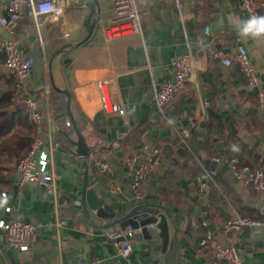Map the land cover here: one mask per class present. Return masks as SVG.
Wrapping results in <instances>:
<instances>
[{
	"label": "crops",
	"instance_id": "obj_1",
	"mask_svg": "<svg viewBox=\"0 0 264 264\" xmlns=\"http://www.w3.org/2000/svg\"><path fill=\"white\" fill-rule=\"evenodd\" d=\"M61 3V14L44 15L39 22L45 42L39 45L44 68L41 76L33 70L30 78V93L38 99L45 128L52 132L54 115L65 108L64 93L51 84L48 60L58 49L68 48L54 57L52 71L55 85L69 89L78 111L76 124L86 142L94 146L88 158V187L117 215L129 211L135 203L124 159L137 153L142 142L160 145V161L142 185V203L160 204L166 210L170 244L163 250L157 227L150 228L148 235H134L128 256L118 255L106 229L122 227H101L110 220L95 217L90 222L81 215L77 199L84 168L79 159L71 161L57 149L56 193H47L31 182L18 188L16 163L27 153L34 128L14 88V74L0 56V219L19 215L24 221L40 224L35 240L24 252L9 248L0 229V264H73L80 260L95 264H212V253L198 244L205 226L217 241L237 246L241 264H264V228L237 231L224 227L234 213L255 218L264 211V190H253L229 172L233 157L256 168L264 156V101L261 104L257 96V91L264 93V37L244 39L238 35L239 22L250 18L241 0H137L141 33L112 38L106 36L104 27L113 15L114 0ZM205 25L211 28V35L200 46L194 41ZM3 31L0 24L2 37ZM31 37L38 38L34 22L24 18L17 26L16 38L25 55L33 47ZM79 41L71 48V43ZM187 41L192 43L195 69L187 88L176 93L168 111L180 127L188 125V117L194 118L191 134L182 143L175 128L157 113L153 86L173 78L170 60L186 51ZM239 44L247 48L257 68V89L249 88L236 64L224 65L212 54L215 48L232 52ZM67 57L71 60L65 64ZM107 76L112 77L107 86L109 98L123 104V115L101 107L96 81ZM57 121L63 126L68 117ZM115 140L118 146H111ZM59 145L65 144L58 141ZM94 157L105 160L108 171L96 167ZM207 158L216 161L218 172L209 194L200 191L196 182L201 170L210 169L205 164ZM6 206L11 210L6 211ZM61 219L64 224H58Z\"/></svg>",
	"mask_w": 264,
	"mask_h": 264
},
{
	"label": "built area",
	"instance_id": "obj_2",
	"mask_svg": "<svg viewBox=\"0 0 264 264\" xmlns=\"http://www.w3.org/2000/svg\"><path fill=\"white\" fill-rule=\"evenodd\" d=\"M242 6L247 14L262 16L264 10L263 0H241ZM179 5V4H178ZM63 5L61 0H0V24L8 33V37L0 36V56L5 66L14 74V88L22 97L23 105L33 124L34 134L27 153L16 163V181L18 188L25 183L31 182L42 187L47 193L55 194V162L54 152L58 147V141L53 137L50 129L45 128L44 116L40 110L38 99L30 93V78L33 72V63L26 58L24 51L19 46L16 38V29L19 22L28 18L34 22L39 45H44L41 36L39 22L44 15L61 14ZM108 38L123 36L127 34H140L142 31L141 15L137 0H114L113 15L110 22L104 27ZM211 35V28L205 25L201 34L197 35L194 43L205 45L206 38ZM185 52L172 57L170 65L173 78L159 85L153 86V101L157 113L168 125L175 128L180 142L186 143L195 124L193 117H188V125L179 126L176 120L169 115L175 95L178 91L187 88V83L195 69V58L192 43L186 42ZM215 57L220 58L224 65L236 64L246 77L249 88L257 89L259 77L255 64L252 62L247 48L239 44L234 51L226 52L222 48L212 50ZM112 77H103L96 81V87L100 92L101 107L108 112L124 114L125 108L119 101H112L107 92V86ZM259 102L264 101V93L257 91ZM208 102H204L207 104ZM118 141H112L111 146H118ZM138 152L128 155L124 159V166L130 175V186L132 189L131 199L135 204L144 201L142 185L148 173L159 163L162 148L142 142L138 146ZM93 162L102 172L109 169V164L94 157ZM229 172L236 180L260 192L264 190V156L260 158V164L256 168L248 165H240L237 158L229 160ZM218 175L215 169H203L196 176V182L200 191L209 194L216 185ZM6 195L5 192L2 193ZM6 211L11 207L6 206ZM260 217H249L238 213L229 216L224 227L228 230H241L244 227L264 228V211ZM61 219L58 224H64ZM39 223L24 221L19 215L12 219H0V229L4 232L6 244L11 249L26 251L35 240ZM148 229L156 228L155 223L146 225ZM136 233H142V226L131 228H108L106 234L113 241L116 253L128 256L132 252V239ZM201 248L212 253V264H241V256L238 248L233 243H222L214 238L213 232L205 226L204 233L199 239ZM73 264H95L92 261L80 260Z\"/></svg>",
	"mask_w": 264,
	"mask_h": 264
},
{
	"label": "water",
	"instance_id": "obj_3",
	"mask_svg": "<svg viewBox=\"0 0 264 264\" xmlns=\"http://www.w3.org/2000/svg\"><path fill=\"white\" fill-rule=\"evenodd\" d=\"M80 1H88L89 3H91L96 0ZM92 28L93 25L91 26L86 38L90 35ZM3 37H8V33L6 31H3ZM29 41L33 43V47L30 53L26 55V58H30L32 60L34 72L36 73V75L41 76L44 68L42 49L39 46V42L36 37H31ZM81 42L82 41L71 43V48L78 46ZM68 50V48H60L56 52H54L48 60L51 84L54 89L64 93L65 95L64 111L54 115L52 123V133L54 138L65 144L64 146L59 145L56 149L58 151L67 153L71 161H76L77 159H79L81 161L82 167L84 168V181L81 187L80 196L77 199V204L80 208L79 211L81 215L90 222H94L95 217L110 220L107 223L100 225L101 227H110L117 224L122 228L127 226L131 228L142 226V234L144 236L150 233V230L146 227V225L155 223L159 235L162 239L163 250H166L167 246L170 244L167 221L168 214L160 204L137 203L129 211L123 213L122 215H117L112 206L102 203V201L95 194L94 190L88 187V158L92 153L94 146L89 145L86 142L84 135L76 124V116H78V111L74 102H72L69 89L67 87H58L55 85L52 71V61L54 57L59 52H67ZM70 60L71 59L67 57L64 59V63L67 64L70 62ZM64 114L66 115V117H68V121H65L63 126H59L57 120L61 115ZM205 164L210 169H215L216 167V161L210 158L205 159ZM74 210L77 211L75 208Z\"/></svg>",
	"mask_w": 264,
	"mask_h": 264
},
{
	"label": "clouds",
	"instance_id": "obj_4",
	"mask_svg": "<svg viewBox=\"0 0 264 264\" xmlns=\"http://www.w3.org/2000/svg\"><path fill=\"white\" fill-rule=\"evenodd\" d=\"M237 31L238 35L244 39L264 37V16H252L240 21Z\"/></svg>",
	"mask_w": 264,
	"mask_h": 264
},
{
	"label": "trees",
	"instance_id": "obj_5",
	"mask_svg": "<svg viewBox=\"0 0 264 264\" xmlns=\"http://www.w3.org/2000/svg\"><path fill=\"white\" fill-rule=\"evenodd\" d=\"M61 112H63V110H62ZM65 117H66L65 114H64V115H61V116L58 118V120H62V121H64V120H65ZM31 140H32V138H31L29 141L31 142ZM30 142H29V144H28V148H29ZM237 159H238V158H237ZM238 161H239V164H240V165H243V162H242L240 159H239Z\"/></svg>",
	"mask_w": 264,
	"mask_h": 264
}]
</instances>
